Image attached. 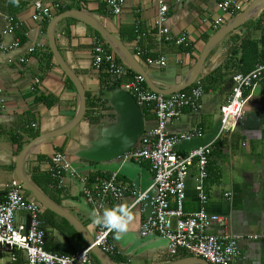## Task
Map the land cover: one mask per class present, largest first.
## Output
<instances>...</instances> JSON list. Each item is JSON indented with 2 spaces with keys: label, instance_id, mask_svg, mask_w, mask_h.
<instances>
[{
  "label": "crops",
  "instance_id": "1",
  "mask_svg": "<svg viewBox=\"0 0 264 264\" xmlns=\"http://www.w3.org/2000/svg\"><path fill=\"white\" fill-rule=\"evenodd\" d=\"M35 1L0 0V199L12 181L19 182L23 195L40 205L44 247L49 252L70 255L89 249L93 264H192L189 257L197 256L184 252L171 255L165 239L155 234H140L146 210L141 205L131 207L135 187L125 175L115 172L117 180L127 188L124 196L118 201L109 195L103 197L98 214L94 211L99 198L95 197L93 203L83 194L84 187L93 190L114 173L110 171L112 162L100 163L91 169L77 156L101 133L112 128L116 118L106 92L114 86L108 83L105 72L93 67V47L101 44L131 74L138 73L117 56L95 26L116 37L133 55L141 71L138 74L143 75L149 89V84L169 89L191 71L206 41L248 10L254 0H231L240 6L233 14L217 7L221 0H125L118 14L100 0H39L59 5L51 7L50 18L33 19ZM159 1L167 5L163 26L168 29L169 41L159 37L156 22ZM65 12L71 15L57 22L53 37L61 60L83 88L86 109L72 130L47 137L71 123L80 105L76 86L57 64L49 44V24ZM218 18L221 23L215 28ZM182 36L187 45L175 44L174 40ZM262 37L263 4L208 53L198 78L182 89L188 91L197 81L202 82L201 112L191 115L184 111L178 119L170 120L169 133L186 132L192 126H199L203 131L199 138L204 140L218 125L221 127V108L231 92L232 76L240 72L242 41H259ZM159 57L166 59L165 66L146 62L148 58ZM148 112L146 130L156 123L153 111ZM230 123V130L219 128L211 141L212 152L206 166L208 176L204 181L208 198L205 206L224 222L212 225L208 231L240 236L239 255L232 264H264V72L245 93L244 114ZM41 135L46 137L30 147L20 166L18 158L22 149ZM214 141L220 142L218 146ZM55 152L62 153L76 169L72 174H64L60 188L47 180ZM140 165L152 180L148 163ZM195 176L193 167L186 177L184 214L196 211L199 206ZM23 179L35 187L36 193L26 187ZM38 194L55 209L39 202L35 197ZM170 206H175L173 199ZM124 211L120 226L109 236L113 252L107 253L94 245L98 229L112 223ZM23 218L17 213L19 222ZM90 237L92 244L88 243ZM1 247L12 260L11 264H27L23 251L1 245L0 250ZM93 247L98 248L93 252Z\"/></svg>",
  "mask_w": 264,
  "mask_h": 264
},
{
  "label": "built area",
  "instance_id": "2",
  "mask_svg": "<svg viewBox=\"0 0 264 264\" xmlns=\"http://www.w3.org/2000/svg\"><path fill=\"white\" fill-rule=\"evenodd\" d=\"M114 14L120 13L125 0H100ZM37 0L33 3V19L50 18L52 6ZM217 7L223 12L233 14L240 6L231 0H221ZM167 15V5L159 1L157 26L159 37L169 41L167 27L164 21ZM221 18L214 22L216 28ZM139 38V36H137ZM177 45H187L184 36L174 40ZM14 43L13 46H16ZM32 50V49H31ZM147 64L163 67L164 57L146 59ZM92 64L97 71L105 72L110 86H117L130 92L141 108L153 111L155 126L147 131V137L121 156L123 160L147 162L152 172V186L155 194L151 201V215L144 219L140 226V234H157L167 239L168 251L171 255L184 252L206 260L209 264H232L239 255V235L224 233L215 234L208 231L214 224H223V218L206 209L208 201L204 191V181L208 176L206 169L208 157L212 152V142L194 147L183 152L177 146L193 138L203 135L202 128L192 126L186 132L169 133L167 124L172 119H178L184 111L191 115H198L202 108L203 86L201 81L188 91H177L168 95L149 89L143 75L131 74L118 61L115 54L107 51L101 44H96L92 50ZM264 64H257L245 73H235L232 76V88L225 104L221 108V131L230 130L231 121L239 119L244 114V98L246 91L262 76ZM127 76L126 79L124 77ZM38 83V79H36ZM71 165L60 152L51 157L50 175L55 187L63 184L64 174ZM196 169L195 190L198 199V209L190 214H184L183 202L186 197V177L191 168ZM127 188L117 180V174L112 173L94 186L93 190L84 187V196L91 202L99 198L95 214L102 207V198L109 195L115 201L120 200ZM135 190L132 191V194ZM145 197L140 193L132 206ZM171 199L175 206H170ZM40 205L28 200L22 192L19 182L12 181L7 186L3 199H0V245L21 250L25 253L27 264H93L89 256V249L67 254L52 253L45 249V232L40 219ZM17 213L29 216L21 222L16 219ZM122 212L112 223L98 229L94 237V245L105 252L112 253L114 246L109 236L116 227L120 226Z\"/></svg>",
  "mask_w": 264,
  "mask_h": 264
},
{
  "label": "water",
  "instance_id": "3",
  "mask_svg": "<svg viewBox=\"0 0 264 264\" xmlns=\"http://www.w3.org/2000/svg\"><path fill=\"white\" fill-rule=\"evenodd\" d=\"M262 4L264 5V0H254L248 10L240 13V15L234 18L232 22H230L225 27L221 28L219 31L214 33L206 41L204 48L197 61L195 62V65L192 67L191 71L180 83L169 89H161L157 86L149 84L150 89L161 94H170L173 92L180 91L191 85L201 73L202 67L204 65L208 53L216 46L220 39L223 38L227 33H229L233 28L240 25L246 18L249 17L251 12H253L255 8ZM69 15L71 14L68 12L58 14L50 22L48 28V37L50 48L57 64L67 74V76L77 88L80 105L77 110V114L75 115L71 123H69L66 127L56 131L55 133L47 135V137H55L58 135L65 134L72 130L73 127H75L81 121L86 109L85 93L83 91V88L80 86L71 71L61 60L60 55L55 46V40L53 37V31L57 22ZM95 28L110 45V47L116 51V54H118L117 56H119V58L125 64L130 66L138 73H141V71H139L140 69L137 65V61L135 60L133 55L128 50H126V48L120 43V41L116 37L109 34L103 28H99L97 26H95ZM106 92L108 93V104L113 109L116 116L115 123L112 128H109L107 131L101 133L100 137L96 141L91 142L87 149L82 150L80 153L77 154V156H79L80 159L85 160V162L88 163L91 169H95L100 163H114L112 167H110V171L125 175L129 180L132 181L135 187V193L133 194V202L138 198V195L140 193H144L145 197L141 198L139 203H137L136 205H141L144 207V209L146 210L145 218H148L152 212L151 201L156 192L154 186H152V180L149 179V175L147 173L145 174L144 168L141 167L140 163L134 162L132 160H123L121 158L122 155L134 148L140 140L148 136V130H146V122L142 113V109L137 104L133 95L125 89L115 86L106 89ZM219 128L220 127L218 125L217 128L212 132V134L208 135V137L204 140H202L201 138H193L181 142L178 147L183 150H188L194 147L204 146L214 139ZM45 137L46 135L38 136L37 138L33 139L29 145H26L22 149L18 158L20 166L24 161V158L27 152L29 151L30 147L35 145V143L41 141ZM70 165L71 167L67 171V173L72 174L73 170L75 171L76 169H74L71 163ZM22 181L26 184V187L29 190L36 193V189L33 185L25 181V179H23ZM35 197L39 202L41 201L43 204L47 205L48 208L50 207V209H55L54 207L51 208L50 203L46 202L47 200H45L42 195L38 194ZM78 230L82 233L83 237L87 239V235H85L83 230L81 231L79 228ZM92 240L93 239L90 237L88 243L92 244ZM165 240L167 242V239ZM1 248L4 249V247ZM96 248L98 247H93L92 251L94 252ZM1 256L2 255H0V258ZM189 260L192 261V264H209L208 262H206V260L199 257H189Z\"/></svg>",
  "mask_w": 264,
  "mask_h": 264
},
{
  "label": "trees",
  "instance_id": "4",
  "mask_svg": "<svg viewBox=\"0 0 264 264\" xmlns=\"http://www.w3.org/2000/svg\"><path fill=\"white\" fill-rule=\"evenodd\" d=\"M240 64V72H248L252 70L257 64H264V37H262L259 41H254L251 39H246L242 41L241 44V55L238 60ZM43 98V97H40ZM142 113L145 119L149 117V112L145 108H141ZM215 145L217 146L220 142L214 141ZM50 174V173H49ZM48 176L49 182H53L50 177Z\"/></svg>",
  "mask_w": 264,
  "mask_h": 264
},
{
  "label": "rangeland",
  "instance_id": "5",
  "mask_svg": "<svg viewBox=\"0 0 264 264\" xmlns=\"http://www.w3.org/2000/svg\"><path fill=\"white\" fill-rule=\"evenodd\" d=\"M24 217H25V221L27 222L29 216L25 215ZM5 247H7V246H5ZM0 251L2 253V256L0 258V264H11L12 260L10 259L9 255L5 252V250L1 249Z\"/></svg>",
  "mask_w": 264,
  "mask_h": 264
}]
</instances>
